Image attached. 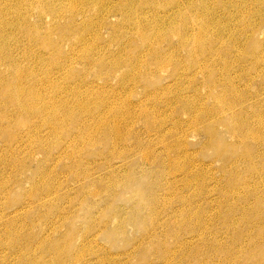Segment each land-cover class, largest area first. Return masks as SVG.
<instances>
[{"label":"rangeland","instance_id":"obj_1","mask_svg":"<svg viewBox=\"0 0 264 264\" xmlns=\"http://www.w3.org/2000/svg\"><path fill=\"white\" fill-rule=\"evenodd\" d=\"M10 1V4H15L18 0ZM25 1L19 0L20 3ZM116 1L118 0H112V2ZM168 1L152 0L157 5L166 4ZM52 2L58 3L56 0ZM63 3L73 6L70 0H64ZM225 4L226 6L222 7L211 5L212 23L215 26H210L211 37L207 38L205 43L214 44L216 48L229 47L232 53L229 57V64L233 61V67L230 66L229 71L222 73L220 69L223 65L219 67L218 65L223 62L218 57L206 53L202 59L199 58L194 63H190L186 69L183 64L180 70H177L181 77L171 78L174 67H168L166 72H157V75L150 79V84L154 86L152 82L158 84L162 82L161 85L172 87V93L169 94V99L172 101L162 95L159 96V98L163 97L161 102H157L152 95L150 96L152 98L147 101L145 92L138 87L135 90V96L129 101L131 104L127 105V109L131 110L135 118L134 124H128L130 127L128 130H133L132 134L135 132L138 135L133 140L135 136L133 134L127 139L129 142L125 141L123 145L120 144L117 153L112 154L115 158L110 156L112 150L107 140H103L101 145L100 143L99 145L93 144V146L82 149L83 144L80 143L81 138L79 137L81 135L78 134L82 130L83 134L86 131L85 126L92 124L91 118L84 114L68 122L67 128L70 126L69 128L74 129L73 127L76 126V129L71 130L70 134L66 133L62 138H51L50 129L47 130L48 127L42 124L43 127H39V132L34 128L33 123L27 126L21 125L22 123L11 124L13 132L18 131L19 133V130H22L21 132L25 133L24 136L22 134L24 140L30 136L32 141L37 132L47 145L45 151L42 152L38 146L36 148L35 143H30L29 138L25 141L20 140L22 147L19 156L27 160L29 168L23 171L18 169L21 172L17 173L12 171L11 167H6L5 170L3 169L5 173L0 172L2 178V181L0 178V191L2 190L0 215L3 216H0V264H62L64 260L66 261L75 254L84 255L87 264H99L101 259L103 264H237V258L238 264H252L248 263L250 262L248 259L250 257L255 259L254 255H259L258 252L261 256L255 264H264V243L260 246L256 244L260 242V239L261 242L264 239V146L256 142L252 144L253 147L248 152H245L244 148L235 144L236 141L231 132L226 134L222 124L218 122V124L215 123L216 125L212 124L215 118L219 119L217 113L216 116L212 114L213 109L219 111L214 92L222 91L221 87L228 79H232L234 85L230 91H236L237 88L246 91L242 96L247 97L250 106L253 107H249L247 112L251 116V124L255 125L254 120L257 119L256 114L259 111L255 105L256 97L261 101L264 99V71L261 75L252 74L251 77H246L244 72L263 53L264 47H261L262 50L246 53V58L240 67L235 62L241 49L247 48L251 38L264 44V28L259 26L262 19L258 20L257 15H253L252 19L245 15L242 17L241 12L245 11L244 7L241 8L243 11L235 6L232 8L231 0H225ZM198 5L210 8L208 3L203 4V0H200ZM257 8L264 11V3L259 4ZM38 14L39 11L31 12L32 22L38 21ZM112 18L115 20L114 17ZM70 19L72 16L69 12L64 18H58L57 22L47 16L43 20V32L54 24L70 27L71 23L79 25L82 21L80 17L77 20L72 19L73 22ZM117 19L120 20L118 17ZM245 21L251 27L241 34L239 30ZM106 28L100 30V40L94 41L92 51L95 53L98 48L99 53L107 55L112 61L113 57L118 54L119 46L126 43L127 39L121 40V32L118 30L119 34L116 33V35L120 36V40L117 38L118 40L111 41L115 31L110 27ZM146 30L147 35L152 34L149 29ZM58 33L55 30L53 37L58 39L59 37L56 36ZM215 38L217 39L213 40ZM11 42L15 46L16 42ZM64 49L68 51L69 45L66 44ZM163 49L166 50L167 46L164 45ZM183 58L187 57L185 53L180 52L179 60L182 61ZM203 63L206 64L204 68ZM122 64L121 62L120 65ZM118 77L119 75L112 76L107 85L104 82L108 80L103 81L102 77L89 76L92 83L91 89L86 87H80V89L86 92L93 91L97 87L94 92L106 89L102 93L109 97L115 93L127 96L129 92H124L117 85ZM74 82L72 80L71 83ZM62 84L65 83L62 81ZM63 85L60 84L61 91L57 93V99L68 100L71 96L69 100L73 98V102L71 101L70 106L75 105L73 91H65L66 84ZM176 89L181 90L183 98L194 103L198 112H184L178 107L177 99L174 98L178 91H173ZM233 97L235 98L236 95L232 94ZM145 103L147 106L150 104L151 108ZM239 106L237 110H241ZM259 106H263L259 111L261 113L264 110V102L259 103ZM143 107L149 109L150 114H153L151 117L158 118L156 122L162 126L156 134L154 130L151 133L149 129H146L148 126L140 112ZM93 111L97 113L101 110L94 109ZM95 112L93 115L100 113ZM205 112L206 115L201 121H197L198 125L195 128L203 132L202 135L196 134L194 129L184 132L182 143L187 146L186 155L177 150L168 151L164 144L160 143L159 137L162 132L163 134L169 132L177 134V131L180 132L185 128L187 121L189 123L194 120L195 115ZM219 112L221 114V111ZM262 117L264 119V115ZM1 121L0 119V127L7 125V122L2 121L1 123ZM142 123H145L147 127ZM93 125V129H97L95 123ZM28 126L31 127L28 128ZM22 128H26L25 131ZM211 129L217 130V136H225L226 143L217 147L211 144L214 140L210 134ZM26 131L27 133L32 132L33 136L31 133L27 135ZM3 135H1L2 142L0 138V149L2 150L0 156L8 157L3 149L6 148L3 141V138L6 140V135ZM97 137L95 134V139ZM168 137V142L174 144L175 139L172 135L168 134ZM137 142H142V150ZM227 146L235 147V150L227 152ZM121 148L126 151L120 153L123 150ZM147 149L150 150L151 157L154 153V157L143 159L142 152H146ZM218 153H228L229 158L219 160ZM241 153L252 155V162L250 159L248 162L234 163L233 157H241ZM122 154L124 156H121ZM251 165L254 167L250 168ZM180 166L185 173H177L179 171L177 167ZM234 169L239 170V176H241L234 178L238 185L235 192L230 193L229 182L233 177L230 171ZM18 170L15 169V171ZM197 170L206 174V178L214 179L209 180L205 187L201 186L200 179H197V184L194 181L192 186H188L185 181L186 174H195ZM79 171L81 175H78ZM127 178L129 180L124 183ZM5 182L8 183L5 184ZM214 186H217L216 191L209 194ZM47 187H52L54 190L49 198L43 195V190ZM203 191L207 194L200 195ZM223 197L229 199L224 201ZM246 210L249 211L247 218L243 215ZM2 218L7 222L5 223L6 220ZM11 227H15L16 232L9 234ZM12 242L15 244L14 248H12ZM241 248L242 252L239 251ZM243 250H247L246 255ZM57 256L60 257L59 261L56 260ZM65 264H82V262L74 261V263Z\"/></svg>","mask_w":264,"mask_h":264},{"label":"bare ground","instance_id":"obj_2","mask_svg":"<svg viewBox=\"0 0 264 264\" xmlns=\"http://www.w3.org/2000/svg\"><path fill=\"white\" fill-rule=\"evenodd\" d=\"M52 1L53 0H26L24 3H20L18 0V4H10V0H0V119L7 122L6 126L0 127V138L1 135H6V140L3 138L6 148L3 149H5L4 153L8 156H0V172H3L6 167H11V170L17 173L25 170V168H29L27 160H25V158L24 160L21 159L19 154L22 147L20 140H28V138L30 139V136L26 137L27 139L24 140L23 136L25 133L23 134L21 132L22 130H19L21 135L17 130V133L13 132L11 127L12 123H15L14 125L22 123L21 125L23 126L33 123V126L37 131L40 130L39 127H43L45 125L48 127V129L46 128L47 130L50 129V135H48L51 138H62L66 133L75 131L76 129V126L73 127L74 129L69 128L70 126L67 128L68 122L70 120H74V118H77L80 114H84L85 116L87 115L91 118L92 124L86 125L87 123L84 121L86 123V126L84 125L86 131L83 134V130L81 132L78 131V135H81L79 137L81 138L80 143L83 144L82 149L93 146V144L99 145L100 143L101 145L103 140H107L109 141L108 143L110 144V148L112 150L110 156H112V154L117 153V150L119 149L118 146L120 144L123 145L128 138L135 134V132L132 134L133 130H128L130 129L128 124L135 122V118H133V115L130 112L131 110L129 111L127 109V105L129 106L130 103L129 101L135 96V90L140 87L142 91L145 92V96L148 98L147 101L152 98H150L151 95L156 98L155 100L157 102L162 101L163 97L159 98L160 95L169 99V94L172 93V87L164 86L163 84L161 85L162 82L159 84L157 82H152L154 83V86L150 84V79L153 76H156L157 72H166V70L169 69L168 67H174V72L171 74V78L178 76L181 77L177 70H180L183 64L186 69L190 66V63H194V61L199 58L202 59V56L204 57L206 53L213 57H218L223 62V64L218 65V67L223 65L224 69H220L222 73L229 71L230 66L233 67V61L229 64V57L232 54L229 47L225 48L220 46V48H216L214 44L210 45V43H205V40L211 37L210 26H215V24L212 23V16L210 12L211 5L214 4L216 7L226 6L225 0H203V4L208 3L210 8H206L204 5L203 7L198 5L200 0H169L166 4L161 5L155 4L152 0H118L116 2H112V0H70L73 3L72 7L63 3L64 0H56L58 2L56 4ZM98 1H100V3ZM253 1L254 0H231V4L232 8L235 6L241 11H243L241 8L244 7L245 11L241 12L242 17L245 15L249 19H252L253 15H257L258 20L262 19V21L259 22V26L264 28V11L257 8L259 4L262 5L264 3V0H259L257 2ZM33 11H39L38 21H33L34 23L30 18L31 12ZM68 12L70 13V16H72V19L77 20V18L80 17L82 20H80L81 24L73 25V23H71L70 27H64L65 25L63 26L62 24H54L47 28L46 32L44 31L45 33L43 32V20H45L47 16L52 17L53 21L57 22L60 20H58V18H64V16L68 15ZM112 17H114L115 20H113ZM117 17L120 18V20L117 19ZM73 21L74 20H72V22ZM105 27H110L111 30L115 31V35H112L111 41L118 40L120 36L121 40L125 38L127 39L126 43L119 46L118 54L113 57L112 61L107 55L101 54L102 52L99 53V51H97L98 48L95 50V53L92 51L94 41L97 42L96 40H100V30ZM249 27H251V25L245 21L244 25L239 30L240 33H245ZM146 29H149L152 34L147 35ZM55 30L57 33L60 31V33L56 35L59 37L58 39L53 37ZM118 30L121 32L120 36L116 35V33L119 34L117 32ZM216 39L217 38L213 40ZM174 40H177V42H174ZM11 41L16 42L18 45L15 44L14 46V43ZM66 44L69 45L68 51H65L64 49ZM164 45L167 46L166 50L163 49ZM234 45L236 47V43H234ZM261 47H264L262 42L251 38L248 41L247 48L241 49L240 55L237 57L235 63H237L240 67L244 62V58H246V53H250L255 50H262ZM180 52L181 54L185 53L187 58H183V60L180 61ZM262 52L263 53L253 61L250 68L244 72L246 77H251L252 74L261 75L264 71V49ZM121 62L123 63L122 65H120ZM204 65L206 64L203 63V68ZM111 75H119L117 85L119 86V89L124 90V92H129L127 96L113 93L114 95L109 97L105 95V93H102V91L106 89L101 91L100 88V91L98 90L97 92H94L96 91L95 88L97 87L95 86L97 84L94 86L95 88L93 87V91L83 92L80 89V87L91 89L92 83L89 76H95L96 78L102 77L101 80H108L104 82L107 84L112 77ZM255 79L256 78H254V80ZM72 80L75 82L71 83ZM62 81L66 84L65 91H73L72 96H74L76 101L75 105H72L73 107L70 106L73 102V98L71 99L72 102L69 100L71 96L68 100L57 99L56 97L57 93H60L59 91H61L60 84L61 86L63 85ZM233 82L234 80L228 79V81L221 87L222 91L214 92V97H216L219 107L217 110L221 111V114L219 111L214 109L212 110V114L214 113L216 116L217 113L219 118H215V122L213 121L214 123L212 122V124H222L226 130V134L231 132L235 138V144L239 145L242 149L244 148L245 152H248V150L253 147V143L259 142L264 146V119L262 117L264 115V110L261 113L259 112L263 107L259 106V103L264 102V99L261 101L258 97H256L257 103H255V105H257L259 111L256 114L257 119L254 120L255 125L253 126L251 124L252 119L250 120L251 116L247 112L250 109L249 107H251L249 100L247 97L242 96L246 93V91H243L240 88H237L236 91H230L232 89V85H234ZM107 85H105V87ZM173 91H178L176 92L177 94L175 93L174 98L177 99L179 108H181L184 112H198L193 102L187 100L185 97H182L183 94L180 93L181 90L179 91V89H176ZM232 94H235L236 97L232 98ZM169 101L172 100L169 99ZM238 105H240L239 107L241 110H237ZM143 106L145 105L143 104ZM94 109H96V111L97 109L101 111H99L100 113L97 111V113H99L98 115H93L95 112L93 111ZM148 110L149 109H144V107L141 108L140 112L143 114L141 115L145 119V121L143 119L142 121L147 124L148 128L146 129H149L148 131L151 132L154 130V134H156L159 127L162 126L159 125L160 123L156 122L158 118L155 119L154 117L153 119L151 117L153 114H150ZM140 112L138 114H140ZM205 115L206 112L201 113V115H195L194 120L189 123L187 121L185 123V128H183L180 132L177 131V134L176 132H169L168 134H171L172 138L175 139L174 144L168 142V134H163L162 132L159 137L160 143H163L165 149L168 151L170 150L173 152L174 150H177L180 151L181 154L184 153L186 155L187 146L182 143L184 132L186 133V131L194 129L196 134L202 135L203 132H200V130L195 128L196 125H198L197 121H201ZM81 123H83V121ZM93 123H95V127L97 129H93ZM145 123L142 124L146 126ZM41 124L43 126H41ZM139 124L141 125V122ZM178 125L179 122L177 126ZM29 127L31 126H28V128ZM132 127L133 126H131V128ZM25 129L23 130L25 131ZM216 131V129L212 130L210 134L214 137L211 144L217 147L220 144L222 145L226 143L227 138L225 136H217ZM29 133H31V135L33 134L29 131L27 135ZM95 134L98 136L96 139ZM137 135L135 134L133 140L137 137ZM47 139L49 142V138ZM70 139L74 141L73 138ZM32 142L33 144L35 143L34 145H36V148L38 146L42 152L45 151L47 144L45 143L43 137L41 138L37 132L36 135L33 136L30 143ZM137 145H140L139 148L142 150V142H137ZM235 147L237 148V146ZM235 147L232 148L227 146V152L235 150ZM125 151L126 150L123 149L120 153H124ZM143 151H145V149ZM0 152H2V150ZM142 154L143 159H149L148 157H151L150 150L148 149L146 152H142ZM153 155L154 153L152 154V157H154ZM31 156L34 155L32 154ZM121 156H124V154ZM112 157L115 158V156ZM217 158L219 160L228 159V153H218ZM26 159L28 158L26 157ZM231 159L232 158H230V160ZM250 159L252 162V155L245 153L242 154L241 157H233V162L238 163L241 161L243 163L246 161L248 162ZM260 160H262V158ZM253 167L254 166L251 165L250 168ZM15 169H19L21 171H15ZM177 170H179L177 173H185V170L181 169V166L177 167ZM195 172L196 173H193L192 175L186 174L185 181L188 186H192L194 181L195 184H197V179H200L201 186L205 187L207 186L209 180L214 179L206 178V174L204 175V173H200L199 170ZM230 172L233 173V177L229 182V189L230 193H234L238 185L237 181H234V178L240 177L241 175L239 176L240 173L237 169ZM37 173L39 172L37 171ZM78 175H81L80 171L78 172ZM128 180L129 178H127L124 183ZM7 183L5 182V184ZM216 189L217 186H214L209 194L215 192ZM43 191V195H46L48 198L54 192L52 187H47ZM203 194L207 193L203 191L200 195ZM47 197H45V199H47ZM223 199H225L224 201H227L229 198L226 199V197H223ZM246 212L247 210L243 213L245 218L249 216V211L247 213ZM8 215L7 218H9ZM4 218H6V216ZM12 218L14 220V217ZM4 222L6 223L7 220ZM3 226L5 225L3 224ZM227 227H230V225H227ZM14 229L15 227H11V230L9 229V234L16 232ZM237 236L239 237V234ZM237 243L240 242L237 241ZM261 243H264V239L262 242L260 239V242L256 244L260 246ZM11 244L13 245L12 248H14L15 244L13 242ZM239 251L242 252V248ZM243 251H245L246 255L247 250ZM258 253L259 255H254L255 259L250 257L248 259L250 262L248 263L255 264L256 260H258L259 256H261L260 252ZM56 260L59 261L60 257L57 256ZM74 261H81L82 264H87L84 255L76 254L66 261L64 260L62 264L68 262L74 263ZM100 262L101 263L99 264L104 263L102 259ZM236 262L238 264V258L236 259Z\"/></svg>","mask_w":264,"mask_h":264}]
</instances>
